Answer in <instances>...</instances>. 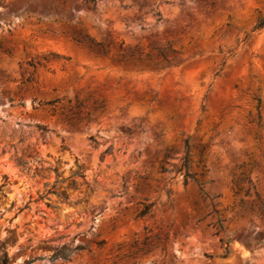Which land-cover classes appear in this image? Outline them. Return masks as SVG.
<instances>
[{
    "label": "rangeland",
    "instance_id": "1",
    "mask_svg": "<svg viewBox=\"0 0 264 264\" xmlns=\"http://www.w3.org/2000/svg\"><path fill=\"white\" fill-rule=\"evenodd\" d=\"M96 1L0 0V264H264V0ZM122 43L181 64L118 62ZM92 98L96 123L61 121ZM186 138L199 187L173 172ZM63 245L86 249L51 261Z\"/></svg>",
    "mask_w": 264,
    "mask_h": 264
},
{
    "label": "trees",
    "instance_id": "2",
    "mask_svg": "<svg viewBox=\"0 0 264 264\" xmlns=\"http://www.w3.org/2000/svg\"><path fill=\"white\" fill-rule=\"evenodd\" d=\"M86 6L88 10L95 11L96 6H97V1L96 0H85ZM89 4V5H88ZM91 5V6H90ZM156 16L160 19V14L157 13ZM158 19V21H159ZM264 29V19L261 20L257 27L256 30H262ZM73 40L86 48L89 53H93L95 55L99 56H106L108 53L107 51V46L104 45L103 43H96L93 39H90L87 35H84L82 33H77L73 32ZM123 43L120 44V51L122 52L121 54V59L118 62H124L125 64H132L134 66L137 65H146L148 67H153L156 69H161L165 70L167 68H170L172 66H179L181 62H177L175 64H172L171 61L175 60L176 57H173L172 60L168 57V54H174L175 52L166 49V48H153L149 52H144L141 50H132V49H125L123 47ZM160 62H163L164 64H161ZM221 72V69L216 73V76L219 75ZM255 100L257 101V110L260 108V98L256 97ZM90 101H92L88 106L84 105L83 103L76 102L74 107H69L67 110L62 108V111L60 113V119L62 122L66 123L69 126H79V125H85L89 126L93 123L97 122V117L101 114H103L106 110L105 106V101L98 99V98H92ZM156 101V94L154 95L153 99L151 100V103ZM56 102L51 103L50 105H55ZM204 110V106H202V111ZM56 114V111L52 109V116ZM257 125L258 128L261 127L262 123V118L260 113H258L257 120L254 121ZM46 132V130H43ZM90 141L95 144V147L98 146L96 141L93 139V137H90ZM189 148H190V143L189 139L186 138L183 141V149H184V156L180 161V166L179 167H174L173 172L176 175H182L183 176V185L186 187L188 181L194 182L195 185L199 187V183L197 180H195L194 176L189 173L188 171V163H189ZM207 146H204L201 148L200 154L202 155L204 151L206 150ZM112 147L108 148L105 153H111ZM166 157H168L166 155ZM255 165V163H254ZM169 172L168 169L164 167H160V173H166ZM82 177L84 178L83 175L80 173H74L71 177ZM59 178V175H57V179ZM67 180H61V181H56L54 184L55 188L59 183L62 184L66 182ZM244 184L248 185L247 190L245 191V196H250V191L253 188L251 180L247 179L243 173H241L238 177H236L235 180L232 181V191L234 196L238 195L240 192H242V186ZM200 192L203 194L205 198H207L206 194L200 189ZM48 194H55L53 192H49ZM168 197L171 195V191H167ZM260 200V199H259ZM154 206V203L150 204H144L141 207L140 212L137 215V218L141 219L144 218L148 215L151 214L152 208ZM240 207L243 208V203H240ZM251 212H254L253 207H251ZM257 215L259 217L264 218V205L263 203H260V206L257 209ZM220 228L222 229V225L219 224ZM102 244V243H101ZM230 244V242H228ZM100 245V244H99ZM86 248L82 245H77V246H72V245H63L60 248H57L51 255L50 260L51 261H57V260H69L70 256L72 255L73 252L77 251H83ZM8 263V257L7 254L5 255V259L2 260V264H7ZM32 261H28L25 264H31Z\"/></svg>",
    "mask_w": 264,
    "mask_h": 264
}]
</instances>
